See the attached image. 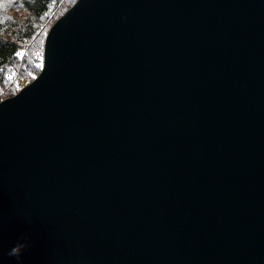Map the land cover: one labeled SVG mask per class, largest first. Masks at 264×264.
<instances>
[{"label":"water","instance_id":"water-1","mask_svg":"<svg viewBox=\"0 0 264 264\" xmlns=\"http://www.w3.org/2000/svg\"><path fill=\"white\" fill-rule=\"evenodd\" d=\"M0 264H264V0L60 14L0 99Z\"/></svg>","mask_w":264,"mask_h":264},{"label":"trees","instance_id":"trees-1","mask_svg":"<svg viewBox=\"0 0 264 264\" xmlns=\"http://www.w3.org/2000/svg\"><path fill=\"white\" fill-rule=\"evenodd\" d=\"M74 1L0 0V99L17 91L14 77L22 86L39 72L45 34Z\"/></svg>","mask_w":264,"mask_h":264},{"label":"clouds","instance_id":"clouds-1","mask_svg":"<svg viewBox=\"0 0 264 264\" xmlns=\"http://www.w3.org/2000/svg\"><path fill=\"white\" fill-rule=\"evenodd\" d=\"M27 247V243L24 240L18 241L15 246L10 248L7 255L9 257H16L17 259L20 258L22 251Z\"/></svg>","mask_w":264,"mask_h":264},{"label":"rangeland","instance_id":"rangeland-1","mask_svg":"<svg viewBox=\"0 0 264 264\" xmlns=\"http://www.w3.org/2000/svg\"><path fill=\"white\" fill-rule=\"evenodd\" d=\"M18 53H22V54H19V56H22V55L25 53V50H24V49H19ZM21 81H22V80H21ZM12 82L15 83V86L18 87V89L21 87V86H20V80H19L18 76L14 77L13 80H12ZM23 85H24V84H23ZM18 89H17V91H18ZM17 91H16V92H17ZM16 92H15V93H16ZM13 94H14V93H13Z\"/></svg>","mask_w":264,"mask_h":264},{"label":"snow or ice","instance_id":"snow-or-ice-1","mask_svg":"<svg viewBox=\"0 0 264 264\" xmlns=\"http://www.w3.org/2000/svg\"><path fill=\"white\" fill-rule=\"evenodd\" d=\"M18 54H22V53H18Z\"/></svg>","mask_w":264,"mask_h":264}]
</instances>
